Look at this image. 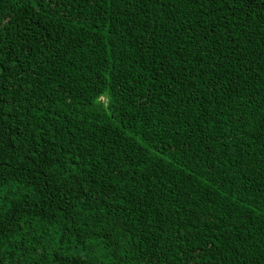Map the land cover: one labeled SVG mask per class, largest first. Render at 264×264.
I'll return each mask as SVG.
<instances>
[{"label": "trees", "instance_id": "obj_1", "mask_svg": "<svg viewBox=\"0 0 264 264\" xmlns=\"http://www.w3.org/2000/svg\"><path fill=\"white\" fill-rule=\"evenodd\" d=\"M0 264H264V0H0Z\"/></svg>", "mask_w": 264, "mask_h": 264}]
</instances>
